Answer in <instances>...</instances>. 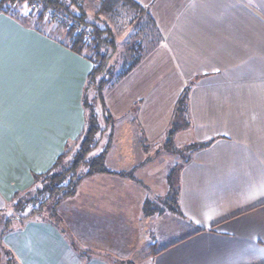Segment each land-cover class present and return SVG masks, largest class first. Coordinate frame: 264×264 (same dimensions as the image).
Here are the masks:
<instances>
[{"label": "crops", "instance_id": "obj_1", "mask_svg": "<svg viewBox=\"0 0 264 264\" xmlns=\"http://www.w3.org/2000/svg\"><path fill=\"white\" fill-rule=\"evenodd\" d=\"M99 1L86 7L94 2L95 11ZM134 1L148 9L153 38L142 62L105 94L115 121L106 160L122 153V172L80 184L59 209L64 234L34 219L4 243L18 264H264V0ZM124 30L120 54L140 39ZM62 34L0 13V211L86 129L93 66ZM188 87L190 125L174 144L215 141L174 167L175 214L164 205L169 191L155 190L144 166L162 164Z\"/></svg>", "mask_w": 264, "mask_h": 264}, {"label": "trees", "instance_id": "obj_2", "mask_svg": "<svg viewBox=\"0 0 264 264\" xmlns=\"http://www.w3.org/2000/svg\"><path fill=\"white\" fill-rule=\"evenodd\" d=\"M87 2L88 0L78 6V0H0V13L20 21L32 20L35 30L41 33L42 26L54 25V21L59 18L61 22L58 26L66 34L67 46L71 51L85 57L93 66L84 98V107L89 112L84 133L74 144L68 145L66 152L59 157L50 171L36 177L34 188L26 193L24 202L21 200L11 204L17 214L16 218L5 221V209L0 211V264H18L14 253L4 243L5 237L15 229L10 228L12 222L25 223L40 219L56 226L64 234L59 215L62 204L75 196L78 187L86 178L96 174H113L107 168L106 159L113 146L115 121L106 105L104 89L112 84L114 71L121 61L120 67L123 68L118 71L116 84L142 62L146 55V46L153 38L149 34L152 21L148 9L134 0H100L93 16L89 14ZM25 9L26 13L22 14ZM127 27H131L134 36L140 39L127 43L128 49L120 54L117 35L123 33ZM78 29H83V32L78 33ZM86 29L90 32L88 39L84 33ZM113 59L114 67L109 66ZM89 85L93 86L92 96L88 95ZM189 92L190 87L180 97L168 131V139L164 144L167 152L179 155L185 163L191 161L192 155L209 148L215 141L193 143L184 149L176 148L174 137L190 125ZM106 131H109L110 136L104 148L100 149L101 139ZM69 156L70 161L58 169ZM164 205L175 214L181 213L173 176L170 177L169 194ZM149 206H146V213H150ZM36 215L39 217H35Z\"/></svg>", "mask_w": 264, "mask_h": 264}, {"label": "rangeland", "instance_id": "obj_3", "mask_svg": "<svg viewBox=\"0 0 264 264\" xmlns=\"http://www.w3.org/2000/svg\"><path fill=\"white\" fill-rule=\"evenodd\" d=\"M94 4V5H93ZM96 3H92L90 5H88L87 9L89 11V14L93 16V12H94V7ZM22 14H25L26 13V9L23 10L21 12ZM48 25H44L42 26L43 30L48 32V33H51L53 37L55 38H58V39H62V32L60 31V28L58 25H52L53 28L56 29H59L58 31H55V32H52L49 28H47ZM125 32V30H124ZM126 36L125 33L121 34L120 35V40L121 39H124ZM122 41V40H121ZM128 42L126 40H124V44ZM114 60L113 59L110 63H109V66H113L114 65ZM119 62V61H118ZM122 61L120 62V65H121ZM120 65H118V68L117 70L114 71L115 73V77H114V80H112V84L107 86L104 90L105 94L108 92L109 89L113 88L115 85H116V81H117V77H118V71L122 70V66L120 67ZM114 67V66H113ZM107 79V78H106ZM89 89H88V95L92 96L94 94V90H93V86L92 85H89ZM110 134H109V131H106L105 133H103V136H102V139H101V142L103 140H106L109 138ZM181 140L178 139V140H175V144H178V142H180ZM103 147V146H101ZM157 149H160V148H157ZM164 150L163 152V155H162V158H163V162L161 165H158L156 163L154 164H149L148 166H144V169H146V171H150L152 170V172H154V179L157 180V185L154 186V189L156 190L158 188V186L161 184V186L158 188L159 191L161 193H165L167 191H169L170 189V175L171 173L174 174L176 172V170L174 169V167L176 166L177 163H180L182 162V158L180 156H177V155H173L171 154V156L169 157L170 153L167 152L165 149H164V146L162 148ZM156 149L152 150L151 149V152L148 153V157H150V155L153 157L154 154L152 155V153H155ZM158 153V152H157ZM120 154L122 153H115L113 155V158L109 159L110 161H106V165H107V168L108 170L110 171H115V172H120L121 171V164L119 163V158H120ZM157 155V154H156ZM71 159V156L67 157V159L64 160V162L61 164V166L58 168V169H61L63 165H65L68 161H70ZM128 161V160H127ZM143 170V169H142ZM122 172V171H121ZM150 175V174H149ZM166 185H165V184ZM167 184H168V187H167ZM26 196L27 194L21 196L17 201L20 202L21 200L24 202L25 199H26ZM4 217H5V221L8 220V219H14L16 218L17 214L15 212V209L13 208V205H9L6 209H5V212H4ZM35 217H39L38 215H36ZM28 222V221H27ZM22 223H19L18 221H14L10 224V228L13 229V228H16L18 227V225H20Z\"/></svg>", "mask_w": 264, "mask_h": 264}, {"label": "built area", "instance_id": "obj_4", "mask_svg": "<svg viewBox=\"0 0 264 264\" xmlns=\"http://www.w3.org/2000/svg\"><path fill=\"white\" fill-rule=\"evenodd\" d=\"M87 0H78V6H81V5H83L85 2H86ZM60 20H59V18H57L55 21H54V25H59L60 24ZM69 28H70V25H69ZM77 32L78 33H82L83 32V29H78L77 30ZM84 33H85V37L88 39V38H90V32L88 31V29H86L85 31H84Z\"/></svg>", "mask_w": 264, "mask_h": 264}]
</instances>
